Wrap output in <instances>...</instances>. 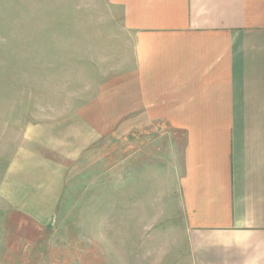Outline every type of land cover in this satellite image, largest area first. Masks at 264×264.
I'll use <instances>...</instances> for the list:
<instances>
[{
	"label": "rangeland",
	"instance_id": "obj_1",
	"mask_svg": "<svg viewBox=\"0 0 264 264\" xmlns=\"http://www.w3.org/2000/svg\"><path fill=\"white\" fill-rule=\"evenodd\" d=\"M132 68L108 0H0V187L22 151L62 183L47 225L0 197V264H185L181 145L131 131Z\"/></svg>",
	"mask_w": 264,
	"mask_h": 264
},
{
	"label": "crops",
	"instance_id": "obj_2",
	"mask_svg": "<svg viewBox=\"0 0 264 264\" xmlns=\"http://www.w3.org/2000/svg\"><path fill=\"white\" fill-rule=\"evenodd\" d=\"M108 1L133 39L131 131L181 145L184 263L264 264V0ZM49 161L19 152L0 187L40 225L62 189Z\"/></svg>",
	"mask_w": 264,
	"mask_h": 264
}]
</instances>
